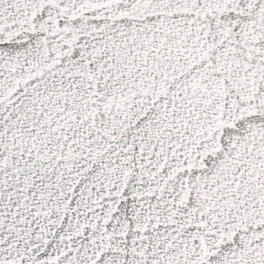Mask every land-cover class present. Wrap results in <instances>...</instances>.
Segmentation results:
<instances>
[{
	"label": "snow or ice",
	"instance_id": "snow-or-ice-1",
	"mask_svg": "<svg viewBox=\"0 0 264 264\" xmlns=\"http://www.w3.org/2000/svg\"><path fill=\"white\" fill-rule=\"evenodd\" d=\"M0 264H264V0H0Z\"/></svg>",
	"mask_w": 264,
	"mask_h": 264
}]
</instances>
